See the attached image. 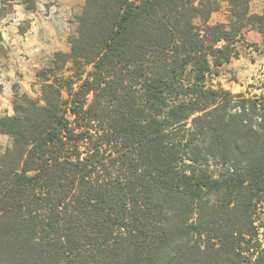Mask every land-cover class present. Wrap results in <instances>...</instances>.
I'll return each mask as SVG.
<instances>
[{"label": "trees", "instance_id": "obj_1", "mask_svg": "<svg viewBox=\"0 0 264 264\" xmlns=\"http://www.w3.org/2000/svg\"><path fill=\"white\" fill-rule=\"evenodd\" d=\"M250 5L86 1L0 116V264H264V95L208 83Z\"/></svg>", "mask_w": 264, "mask_h": 264}, {"label": "rangeland", "instance_id": "obj_2", "mask_svg": "<svg viewBox=\"0 0 264 264\" xmlns=\"http://www.w3.org/2000/svg\"><path fill=\"white\" fill-rule=\"evenodd\" d=\"M87 0H0V32L10 30V34H25L39 30L40 26L49 27L55 31V35L61 42V46L68 45L63 51L70 50L69 37L77 33L78 16L81 14ZM251 12L261 13L264 10V0H251ZM229 16L227 3H222L221 9L214 12L211 22H227ZM35 40V39H34ZM42 33L36 34V41H48ZM0 43V63L6 61L8 48ZM38 43V42H37ZM36 43V44H37ZM237 55L229 62L217 69L218 74L210 75L208 83L216 88L223 87L235 94L243 93L246 96L264 95V39L256 29H247L242 37L235 43ZM54 56V55H53ZM53 59V58H52ZM52 62V60H51ZM51 62L28 70V77H20L10 83L8 94L4 93L2 82V70L0 68V116L13 115L16 96L24 93L32 97H40L42 94L41 83L37 78V71L48 67ZM2 67V65H0ZM68 73V71H66ZM24 76V75H21ZM3 92V94H2ZM67 96V93H64ZM12 145V137L0 133V154L4 153Z\"/></svg>", "mask_w": 264, "mask_h": 264}, {"label": "crops", "instance_id": "obj_3", "mask_svg": "<svg viewBox=\"0 0 264 264\" xmlns=\"http://www.w3.org/2000/svg\"><path fill=\"white\" fill-rule=\"evenodd\" d=\"M45 25L46 27L38 24L40 29L37 30L35 34H33L34 27H32L31 32L25 34L18 33L12 35L10 34V30L4 32L3 38L5 40L4 43L8 48V56L6 61L0 63V65H2L0 68L2 70L1 74L5 94H8L11 82L20 77H22V79L23 77H28L27 74L28 70L30 71V67L34 66V68H38L44 66L51 62L56 51L68 48L67 44L61 46V42L55 35L54 29L49 27L47 22ZM38 32L42 33L44 39L50 38L51 42H49V40L46 42L36 41V34Z\"/></svg>", "mask_w": 264, "mask_h": 264}]
</instances>
